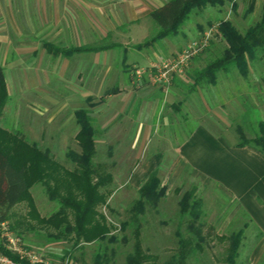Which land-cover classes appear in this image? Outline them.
<instances>
[{"label":"rangeland","instance_id":"obj_1","mask_svg":"<svg viewBox=\"0 0 264 264\" xmlns=\"http://www.w3.org/2000/svg\"><path fill=\"white\" fill-rule=\"evenodd\" d=\"M146 1L153 3L154 0ZM165 1L162 0V3ZM223 1L221 5L207 4L194 8L176 36H166L156 41V45H152L156 50L161 49L160 54L157 50L159 56L153 61L156 63L162 58L171 59L186 45L200 40L204 33L210 30L208 44L190 57L183 77L174 87L172 85L177 95L176 101L170 106L163 104L162 108H156L155 112L158 113L155 115L153 130L146 141L143 136H133L136 124L126 126L123 136L119 135L123 124L110 133L103 134L99 129L100 117L92 111V125L95 128L93 164L99 165V171L111 176L108 183L100 187L105 202L97 206L101 215L98 219L109 227V234L118 235V240L85 242L82 237H78L74 228V214L68 208L66 221L69 226L64 222L56 229L37 223L35 217H49L61 207L57 197H52V194L57 193L51 191L55 188L57 179L52 176L31 184L24 198L10 209L8 220L0 224V247L16 255H35L46 264H93L96 252L106 253L108 264H127L126 255L132 251L134 242V224L131 222L125 231L120 229V225L121 222L130 220L131 208L139 198L137 190L144 180H139L135 185L131 184L130 180L132 177L134 179L132 173L147 156V151L172 150V147L179 144L182 132L188 133L198 124L213 135H221L236 143L242 136L254 138L264 134L263 49L255 48L253 55L247 57L246 71L230 65L227 70H219L216 73L214 82L202 80L193 84L195 71L213 59L223 56L227 48L225 40L215 34L219 22L228 20L244 33L260 19L264 5V0ZM141 22L145 26L142 31L144 37L151 38L158 26L149 17L142 18ZM119 31L115 33L118 34ZM131 31L134 35V31ZM137 68L139 67H134L131 74L139 79L134 72ZM151 76V82L154 83L153 70ZM46 81H49L47 85L43 83L40 89L44 90L50 86L51 79ZM4 83V91L0 92V129L45 150L52 160L63 167L74 168L72 153L80 152V146L74 137L75 128L71 124L62 134H58L56 127L46 124V116L53 108L50 96L40 99L36 91L19 88L18 79L13 77L11 71L8 72L7 84L5 80ZM168 86L169 84L163 88ZM62 97L63 95L58 98ZM155 98L159 106L161 98L159 95ZM97 101V96H92L87 106L92 107ZM40 106H45L48 110L40 114ZM66 117L67 114L63 113L59 120ZM0 144L3 149H8L2 141ZM170 162L169 159L161 160L160 164L159 180L160 185L164 187V198L159 201L157 207L147 204L144 213L138 217L141 247L151 256L146 260V264H178L173 258L179 250L177 231L185 238L188 236L185 221L187 217L179 220L178 201L192 186L195 187L196 197L202 201L203 214L200 220L204 222L201 228L204 239L199 247L193 248L184 264H225L223 258L229 243L227 236L238 231L241 236L235 264H242L245 254H250L252 244L258 240V229L243 210L231 214L236 202L227 192L219 189L216 183L201 182L192 167H186L181 172L179 166H174L168 174ZM93 181H96L95 177ZM61 192L63 193L62 189L58 191ZM30 201L32 206L28 204ZM76 241L78 243H75ZM249 257L246 264H250ZM256 264H264V254Z\"/></svg>","mask_w":264,"mask_h":264},{"label":"crops","instance_id":"obj_2","mask_svg":"<svg viewBox=\"0 0 264 264\" xmlns=\"http://www.w3.org/2000/svg\"><path fill=\"white\" fill-rule=\"evenodd\" d=\"M162 4V0H0L4 80L7 84L11 71L19 88L36 91L40 99L50 96L53 108L45 122L56 127L58 134L72 124L76 140L79 124L75 112L85 109L92 123V111L99 115L103 134L123 124L118 132L123 136L126 126L136 124L133 136H143L146 141L153 130L156 108L176 101L172 85L183 77L172 74L169 86L163 88L151 82L148 71L139 79L131 74L134 67L149 66L161 53L153 48L155 42L136 45L148 39L141 19ZM48 78L50 86L40 89ZM92 96L98 101L89 107ZM47 110L40 106V114ZM63 113L67 117L59 120ZM171 149H149L130 183L145 180L155 169L159 175L161 160H171L168 174L174 166L181 172L192 167L201 182L216 183L235 200L232 215L243 210L258 229V240L249 254L250 264L258 263L264 254V152L215 136L201 124L182 132L179 144Z\"/></svg>","mask_w":264,"mask_h":264},{"label":"trees","instance_id":"obj_3","mask_svg":"<svg viewBox=\"0 0 264 264\" xmlns=\"http://www.w3.org/2000/svg\"><path fill=\"white\" fill-rule=\"evenodd\" d=\"M223 3V0H166L149 12V17L158 26L156 33L144 43L136 46L152 44L166 36H176L194 8ZM215 34L223 38L227 44L224 55L213 59L206 66L195 71L193 84L200 83L202 80L214 82L216 73L219 70H227L230 65H235L241 71L247 70V57L253 55L255 48L264 50V5L260 19L244 33L240 32L230 21L222 20ZM89 49L94 50L95 48ZM4 88V73L0 66V92L4 91ZM1 103L0 94V106ZM75 114L79 124L76 140L80 146V152L72 153V161L75 163L72 169H67L52 160L47 152L38 146L30 145L22 141L19 136L0 129V142L2 141L8 147V149H3L0 144V224L8 220L10 209L24 198L31 184L53 176L57 179L54 183L56 186L51 191L57 193L52 194V197H57L61 207L49 217H35L36 222L56 229H59L64 222L69 226L66 221V209L68 208L74 214V228L78 232V237H82L85 242H116L118 235L109 234V227L99 221L98 217L101 215L97 211V206L105 202L100 187L108 183L111 176L108 173H102L97 169L99 165L93 164L95 131L88 111L80 109ZM237 145H253L264 152V134L254 138L242 136ZM61 189L63 193H58ZM137 191L139 198L131 208L130 220H125L120 225V229L125 231L131 222L134 224L132 231L134 242L132 251L126 255L127 264H146V260L151 257L141 247L138 217L144 213L147 204L157 207L159 201L165 196L164 187L160 185L156 169L148 175ZM195 191V187L192 186L178 201L179 220L184 216L187 217L185 221L189 236L185 238L177 231L179 250L173 258L178 264H184L193 248L199 247L204 239L201 230L204 222L200 220L203 214L202 201L196 197ZM28 204L33 205L31 201ZM240 236L239 231L227 236L229 243L225 248L223 258L225 264L236 263ZM0 249L17 264H31L28 260L10 253L3 247ZM248 256L249 254L246 253L242 264L247 263ZM108 261L106 253L96 252L93 257V264H108Z\"/></svg>","mask_w":264,"mask_h":264},{"label":"built area","instance_id":"obj_4","mask_svg":"<svg viewBox=\"0 0 264 264\" xmlns=\"http://www.w3.org/2000/svg\"><path fill=\"white\" fill-rule=\"evenodd\" d=\"M210 30L206 31L203 37L198 41L191 42L190 45H186V47L179 52L177 55L172 57L171 59L162 58L156 63H151L147 67L137 68L135 69L136 76L140 77L146 71L151 72L153 70V82L157 84V86H166L170 83V76L172 74H184L185 67L187 66L188 60L190 57L197 54L201 49H203L209 40ZM4 223V222H3ZM1 223V224H3ZM20 258L28 260L30 263H43L37 256L28 254L27 256H23L22 254L18 255ZM0 264H17L14 262L8 255L4 254L0 251Z\"/></svg>","mask_w":264,"mask_h":264}]
</instances>
